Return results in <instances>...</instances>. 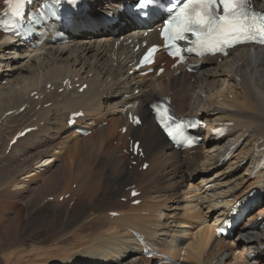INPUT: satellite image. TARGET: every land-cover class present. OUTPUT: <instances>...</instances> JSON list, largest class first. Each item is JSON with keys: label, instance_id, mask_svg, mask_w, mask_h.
<instances>
[{"label": "bare ground", "instance_id": "6f19581e", "mask_svg": "<svg viewBox=\"0 0 264 264\" xmlns=\"http://www.w3.org/2000/svg\"><path fill=\"white\" fill-rule=\"evenodd\" d=\"M135 1L91 0L64 32L69 42L44 54L26 55L30 44L9 45L0 34V264H162L145 259L133 232L180 264H264V195L247 201L258 209L231 234L214 237L231 205L264 188V169L252 167L257 151L264 154V46L208 58L194 74L182 67L159 77L129 74L130 42H155L156 35L144 39L143 30L99 13ZM64 80L72 90L58 93ZM165 96L178 115L201 117L214 129L227 124L231 132L215 140L207 130L193 153L174 151L146 108ZM78 110V126L92 131L86 137L66 126ZM124 111L139 114L141 126L128 124ZM29 127L37 129L6 154L11 138ZM128 138L140 141L144 161L126 154ZM135 161L149 167L139 170ZM132 185L141 193L129 199Z\"/></svg>", "mask_w": 264, "mask_h": 264}, {"label": "snow or ice", "instance_id": "6c2138e0", "mask_svg": "<svg viewBox=\"0 0 264 264\" xmlns=\"http://www.w3.org/2000/svg\"><path fill=\"white\" fill-rule=\"evenodd\" d=\"M6 2L9 4V11L19 15L25 0H6ZM71 2L74 3L75 0ZM155 5L156 0H138L135 10L147 16L148 13L144 10ZM167 10L172 11V8ZM189 33L195 37L192 41L195 45L193 50H202L201 55L204 52L226 54V48L248 42L264 44V13L253 12L248 0H186L175 15H171L166 20L163 29L166 39L173 41L172 46L175 47V51L172 55L181 60L183 59L181 49L175 45V42L185 40L186 34ZM155 50L153 48L149 51L143 62H149ZM153 107L156 110L157 121L168 137L177 143H192V140L186 136L183 140L178 139L181 135L180 129L172 128L174 118L168 114L167 108L161 109L155 105ZM139 122L136 120V123ZM133 149L139 152V145L134 143ZM132 195L135 196L136 193L133 192ZM223 230L221 227L218 232Z\"/></svg>", "mask_w": 264, "mask_h": 264}, {"label": "rangeland", "instance_id": "374dc122", "mask_svg": "<svg viewBox=\"0 0 264 264\" xmlns=\"http://www.w3.org/2000/svg\"><path fill=\"white\" fill-rule=\"evenodd\" d=\"M43 53H44V51H43L41 54H43ZM2 84H3V83H2ZM135 93H136V92H135ZM103 125H105V123H103ZM3 137H4V136L1 137L2 139H1L0 141H2V140L4 139ZM113 143H114V142H113ZM47 160H48V161H47ZM47 160H43L42 162H44V161H47V163H48V162H52V159H50V158L47 159ZM42 162H41V163H42ZM50 164H51V163H49V165H50ZM45 167H46V166H44V168H45ZM138 168H139V167H138ZM22 178H23V177H22ZM73 187H74V185H73ZM206 187H207V188H206ZM208 188H209L208 186H205V189H208ZM255 209L257 210L258 207H256ZM175 216H176V214H175ZM237 255H238V254H237ZM237 255L235 254L234 256H237Z\"/></svg>", "mask_w": 264, "mask_h": 264}]
</instances>
